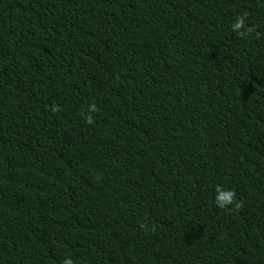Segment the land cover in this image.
Wrapping results in <instances>:
<instances>
[{
    "label": "trees",
    "instance_id": "1",
    "mask_svg": "<svg viewBox=\"0 0 264 264\" xmlns=\"http://www.w3.org/2000/svg\"><path fill=\"white\" fill-rule=\"evenodd\" d=\"M66 256L264 264V0H0V264Z\"/></svg>",
    "mask_w": 264,
    "mask_h": 264
},
{
    "label": "clouds",
    "instance_id": "2",
    "mask_svg": "<svg viewBox=\"0 0 264 264\" xmlns=\"http://www.w3.org/2000/svg\"><path fill=\"white\" fill-rule=\"evenodd\" d=\"M246 16L241 14L237 15L234 22L231 24V28L238 35L241 34V29L245 27ZM234 193L229 189H220L216 195V203L218 207H225L232 203ZM62 264H73V260L70 256H66L63 259Z\"/></svg>",
    "mask_w": 264,
    "mask_h": 264
}]
</instances>
